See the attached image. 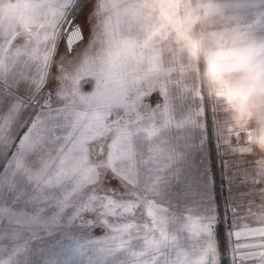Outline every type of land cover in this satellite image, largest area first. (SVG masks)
Masks as SVG:
<instances>
[{"label": "snow or ice", "instance_id": "obj_1", "mask_svg": "<svg viewBox=\"0 0 264 264\" xmlns=\"http://www.w3.org/2000/svg\"><path fill=\"white\" fill-rule=\"evenodd\" d=\"M85 7L0 0V264H219L212 141L242 158L226 211L257 225L232 264H264V152L160 65L120 0Z\"/></svg>", "mask_w": 264, "mask_h": 264}, {"label": "clouds", "instance_id": "obj_2", "mask_svg": "<svg viewBox=\"0 0 264 264\" xmlns=\"http://www.w3.org/2000/svg\"><path fill=\"white\" fill-rule=\"evenodd\" d=\"M154 31L167 30L195 60L212 90L223 92L226 106L239 123L256 122L255 146L264 152V39L249 24L227 18L217 0H151ZM222 22L218 30L197 26Z\"/></svg>", "mask_w": 264, "mask_h": 264}, {"label": "rangeland", "instance_id": "obj_3", "mask_svg": "<svg viewBox=\"0 0 264 264\" xmlns=\"http://www.w3.org/2000/svg\"><path fill=\"white\" fill-rule=\"evenodd\" d=\"M222 0H217L218 7L224 6ZM91 1L86 0V7L83 13L86 14V9L91 7ZM133 0H120V8L126 13L124 19L127 23L131 24L133 35L139 41L145 39H150L153 45L155 54L159 58L160 65L165 69H174L179 77L183 80L184 85L187 88L192 89L196 93H201L208 98L209 102L212 104L213 108L219 117V126L222 129H228L229 131L245 133L250 140V147L254 150H258L254 143L255 133L258 129L245 128V123H239L236 121L233 112L226 106L223 92L220 90H212L208 83L206 82L203 75V61L193 59L189 53L180 45L175 42L172 35L167 30H161L160 32L154 31V27L136 32L134 28V19L140 21L143 16L133 15ZM144 10H149V7L143 8ZM224 14L222 8H220ZM227 18H240V16H230L225 15ZM148 18V17H147ZM147 18L144 17L146 20ZM264 19V13L260 16H256L247 20L239 21L244 23L251 19ZM78 19L83 21L84 15L78 14ZM149 19V18H148ZM146 25L148 20H146ZM222 22L219 20L215 23H206L203 26L198 25L197 31L203 27L205 30H218L219 25ZM154 26V25H153ZM264 30V28L252 29L253 34ZM135 31V32H134ZM160 97L157 92H153L150 96L145 98L146 103L154 104L158 101ZM209 178H210V189L212 197L215 201L214 207L216 211V222L214 225V234L218 249V261L219 264H232V248L235 246L236 237L234 235L235 231L242 230L244 224L255 227L257 226L251 219H235L233 220L230 211H226V200H231L238 198V190H243L244 185L240 183V180L234 176L236 172V167H242L240 161L242 158L231 157L228 155H222L217 152L215 142H209ZM260 151V150H258ZM231 178V184H229V179ZM229 186L231 190L238 187L236 192H232V195H228ZM243 198V197H239ZM230 233L233 235L230 237ZM95 235L101 234V229L97 228L94 230ZM243 241V232L241 235V241Z\"/></svg>", "mask_w": 264, "mask_h": 264}, {"label": "crops", "instance_id": "obj_4", "mask_svg": "<svg viewBox=\"0 0 264 264\" xmlns=\"http://www.w3.org/2000/svg\"><path fill=\"white\" fill-rule=\"evenodd\" d=\"M88 2H92V0H87ZM133 15H137L139 16H143V19H141L140 21L134 19V28L136 30V32L138 31H144L150 28H153L154 24H155V15L153 14V16L150 18L149 17V13L152 12V9L144 10L143 8L148 7V4L151 2V0H133ZM222 1H227V2H223L224 6H219V8H222L223 10L226 9V11H224L225 15H230V16H240V18H235L236 21H243V20H247L256 16H260L262 15V13H264V0H222ZM88 9H86L85 12H87ZM147 18L146 20H148V24L146 25V20L144 19ZM222 24L219 25L218 27L221 28ZM216 30V29H214ZM135 32V31H134ZM255 36L257 38H261L264 39V30L258 32L257 34H255ZM245 128H251V129H258L256 122L252 121L249 123H245ZM259 129L256 130L255 135H257ZM238 187L234 188V190H232V192H236V189ZM230 189V186H229ZM228 191V195L229 196V190ZM243 242V241H242Z\"/></svg>", "mask_w": 264, "mask_h": 264}, {"label": "built area", "instance_id": "obj_5", "mask_svg": "<svg viewBox=\"0 0 264 264\" xmlns=\"http://www.w3.org/2000/svg\"><path fill=\"white\" fill-rule=\"evenodd\" d=\"M257 19H251L249 21L244 22V24H249L252 23L253 21H256ZM254 29H258V28H264V19H259V22L256 23L253 27Z\"/></svg>", "mask_w": 264, "mask_h": 264}]
</instances>
